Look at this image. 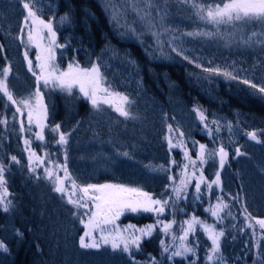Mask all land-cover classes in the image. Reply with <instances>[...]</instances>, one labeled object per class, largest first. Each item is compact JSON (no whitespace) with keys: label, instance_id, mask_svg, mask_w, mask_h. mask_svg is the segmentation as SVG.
Listing matches in <instances>:
<instances>
[{"label":"trees","instance_id":"trees-1","mask_svg":"<svg viewBox=\"0 0 264 264\" xmlns=\"http://www.w3.org/2000/svg\"><path fill=\"white\" fill-rule=\"evenodd\" d=\"M9 1L26 17L24 0H0V45H3L0 70L9 65L14 70L15 57H22L23 78L31 81L27 90L32 85L39 88L47 116L43 121L44 140H40L39 126L21 127L24 117H13L7 98L0 96V108L6 110L2 117L7 121L0 126V164L6 167V199L11 201L8 211L0 208V243L7 248V251L0 249V264H264V233H256L259 225L255 223L256 219H264V198L256 196L257 191L248 185L250 165L264 154V95L241 82L246 79L264 85V49L237 50L240 58L237 79H230L203 71L215 68L201 66L195 59L193 50L198 40L187 33L199 32L196 28L204 21L190 14L180 0H152L151 16L145 20L132 10L133 0H32L37 16L52 22L57 44L66 45L55 48L53 62L58 71H67L69 64L81 68L98 65L105 86L131 101L140 98L151 104L148 114L152 120L148 125L153 126L147 139L141 141L140 136L121 131L120 122L130 124L133 115L124 118L100 106L104 108L97 110L101 122L91 130L87 120L95 108L78 86L69 93L51 83L45 86L33 74L27 75L22 44L19 43L21 54H14L3 31L7 29L4 21ZM113 6L122 13L119 23L113 19ZM148 21L154 25L151 30ZM129 26L135 33L129 31ZM41 32L45 38L39 42L47 47V30ZM183 34L194 41L172 40V35ZM253 37L249 35L250 39ZM170 51L178 57L167 54ZM36 53L40 54L41 49L34 46L28 56L32 58L33 70L39 74L38 62L34 60ZM12 72L8 83L13 89ZM197 109L207 117L203 122ZM106 116L114 119L113 125L106 122ZM57 125L59 131H52ZM60 132L65 134L67 144L58 142ZM251 132L257 134L260 142L250 139ZM119 139L126 144H115ZM169 139L179 146L172 147ZM25 140L30 143L25 144ZM200 145L206 148L204 163L199 158ZM221 147L228 153L223 168ZM32 150L36 156H31ZM113 150L118 156L108 158ZM98 151L108 159L90 162L87 156ZM213 152L216 155H208ZM44 154L49 156V161L41 165L34 157L41 159ZM13 156L19 163L12 161ZM65 163L79 187L124 185L138 188L162 203L167 201L163 213L125 209L115 225L105 226L103 235L108 236L109 232L123 235V229L128 226H134L133 233L140 235L136 229L151 225V233L141 237L139 248L130 244V253L122 250L123 245L113 249L110 242L101 240L99 230L94 234L99 248L80 247L79 240L86 231L84 222L88 220L85 213L89 209L94 211L92 202L85 197L82 202L89 208H75L65 195L54 191L53 182L45 174L51 170L63 177ZM217 174L220 188L212 185L209 188ZM181 180L186 186L181 185ZM197 183H200L199 192L195 188ZM79 187L75 191L81 197ZM178 187L183 188L179 198L174 191ZM216 203L227 205L219 217L212 215L215 228L224 233L220 238L222 259L210 262L207 259L210 244L202 225L195 226L187 239L182 241L180 237L192 217L203 221L207 218L206 207ZM168 224L171 227L166 232L164 226ZM181 244L193 247L194 253L172 257L171 252Z\"/></svg>","mask_w":264,"mask_h":264},{"label":"snow or ice","instance_id":"snow-or-ice-1","mask_svg":"<svg viewBox=\"0 0 264 264\" xmlns=\"http://www.w3.org/2000/svg\"><path fill=\"white\" fill-rule=\"evenodd\" d=\"M182 3L189 5L194 9L195 15L206 24L220 26L222 24H235V23H248V22H258L264 23V0H219L218 3H203L201 0H181ZM140 4H143V7H140ZM154 7L152 0H133L132 10L137 13L140 19L145 20L149 16H151V9ZM23 8L27 10V15L24 18V26L28 28L27 32V40L29 44H34L35 47L41 49V53L37 55L36 59L40 61L37 67L40 69L39 74L33 70V64L31 59L28 58V52L25 51L24 55L27 59L28 69L32 72L34 76H36L37 81L43 80L45 86L50 83L55 87H59L61 89L67 90L71 93L73 87L78 86L80 93L83 94L88 100L91 101V104L97 110L100 109L101 104H107L110 107H113L116 112H118L121 116L128 118L131 113L128 110V105L132 103L128 96L123 95L119 92L112 91L110 86H105V78L103 77L100 67L98 65H93L90 68H81L78 64L68 65L67 71H58V67L53 63L55 60V48L57 47H65L66 45L57 44L56 42V32L53 30V24L51 21L45 22L39 16H37V12L32 7V0H24ZM113 19L116 20L117 23L120 22V17L122 13L118 11L115 6L112 7ZM29 19L31 20V25H29ZM64 20L67 17L63 18ZM149 30L154 27L151 24V21H148ZM32 26H36V35H33ZM40 30H47V38H48V46L42 47L40 40H43L45 37L40 34ZM23 32L24 29L22 28ZM129 31L135 33V29L129 26ZM155 34V33H154ZM190 36H198V35H211V33H200V32H192L187 33ZM3 48V45H0V49ZM176 51V49H173ZM180 54V53H178ZM185 59H188L185 57ZM191 62V61H190ZM197 67H201L197 65ZM205 72H214L217 74H223L224 76L230 79H237V77L233 76L229 72L220 73L219 69H210L204 68ZM11 73V66H7L0 70V96L6 97L7 101L11 102L14 105H18L16 108L17 112H20L23 116V112L19 105H23L25 108H29L28 112V123L31 124L33 118L35 117L37 125L40 128V132L37 134V138L40 140H44L43 130L45 124L43 120L46 119L47 109L43 105V96L39 92V88L34 94L35 98V106L32 104L33 97L28 98H20L17 99L13 95V91L8 83V76ZM242 83L248 85L252 89L256 90V92L264 95V85H257L250 80H243ZM102 94V95H101ZM197 112L200 116L201 121L207 119L202 111L197 109ZM0 123H7L6 120L0 121ZM212 123H216V121H212ZM21 127H23V121H21ZM207 127V125H205ZM231 126H229L230 128ZM217 130H219L217 128ZM52 131H59V125L52 129ZM172 131L171 126H169V132ZM211 131V130H209ZM182 136L183 133H180ZM248 136L252 140H257V134L255 132L248 133ZM59 143L67 144V138L64 133H59ZM257 142H260L257 140ZM30 141L25 140V144H29ZM169 144L172 147H177L179 145L172 144L171 139H169ZM237 155H240L239 149L236 150ZM127 155V153H124ZM208 155H216L215 152L209 153ZM228 153L225 152L224 148L221 147L219 149L220 156V167L223 168L225 159ZM32 156H36L33 152ZM206 156V148L205 145H200L199 158L201 163L205 161ZM187 157V154H186ZM190 159V157H188ZM12 161L15 163H19L15 156L11 157ZM31 159V157H30ZM37 160H40V157H36ZM66 159V157H65ZM43 163V161H40ZM195 164V161H192ZM187 167V166H185ZM6 167L3 164H0V208L3 211H8L11 205V201L7 200L8 190L6 187L5 173ZM35 171V169H33ZM62 171L64 172V176L61 177L57 173L46 170V178L53 182L54 191L60 193L61 195H67V202L72 204L75 208H89L87 203L82 202L86 197L87 200L92 202V206L94 211L89 209L87 222H84V226L87 229L83 236H81L79 240V244L81 248L89 249V248H99L100 244L97 242L95 238V233L97 230L101 232V240L104 243H111L113 249L121 248L124 252L130 253L129 245H135L136 248H139V243L141 237L144 235H149L152 231V226H148L146 229H136V232H139L140 235H136L133 233L132 235L125 237L122 234H113L109 232L108 236H104L103 232L105 231L106 225H115V221L119 219V217L123 214L124 210H130L132 212H137L140 210L146 212H159L163 213L164 204L159 199H152V197L142 190L138 188L126 187L124 185L117 184H102V185H87L84 187H79L74 180L71 179L70 174L67 170V164L65 163L62 166ZM65 180L71 181L72 191L69 193L68 188L65 186ZM200 182H204V177H200ZM220 182L219 174L216 176V180L213 183L217 185ZM181 185H185V181L181 180ZM186 186V185H185ZM79 187V191L83 193V196L78 197L77 199H73V196L76 195V189ZM211 188V184L208 185ZM196 191H200V183H197ZM177 197H180L181 192L183 191L182 187H178L174 189ZM227 207L226 204L218 203L215 206L214 210H211V214L213 216L219 217L220 211ZM247 209H245V212ZM83 222V221H82ZM188 228L184 231V235L180 237L183 241L187 239L189 233H194L196 225H202L204 232L207 233L208 239L211 241V254L207 257L208 261H218L221 260L222 257L219 255L220 253V238L223 237L224 233L222 231H216L215 228L211 225L203 224L202 221L197 219L195 216L187 222ZM255 223L259 225L262 232H264V219H256ZM134 226H129V228H133ZM171 225H165L164 230L167 232L168 228ZM249 227L252 228L253 225L249 224ZM111 238V239H110ZM175 239V238H174ZM90 241V242H89ZM259 247V245H258ZM0 249L7 251V248L3 243H0ZM165 251H168L165 248ZM186 253H194L193 247H188L185 244H181L179 248L171 252L172 257L177 256H185Z\"/></svg>","mask_w":264,"mask_h":264},{"label":"rangeland","instance_id":"rangeland-1","mask_svg":"<svg viewBox=\"0 0 264 264\" xmlns=\"http://www.w3.org/2000/svg\"><path fill=\"white\" fill-rule=\"evenodd\" d=\"M180 3L184 5V7L187 8V11L188 10L190 11V14H192L193 16H196L194 9L192 7H190L187 4L182 3L181 0H180ZM32 6L33 8L35 7L33 3H32ZM23 10H24L23 13H25V16H26L27 10L24 8ZM23 22H24V15L23 16L21 15L20 10L18 9V7L15 5L14 2L9 1V8H7L6 18L4 21L5 27H7V29H3V31L5 34V39H6L8 48L14 54H18V55L21 54L19 43L22 44L23 49L27 51L28 54L32 53V49L34 50V44L28 43L27 32L29 29L25 28ZM0 24H1V17H0ZM29 25H31L30 19H29ZM22 28L24 29L23 32L21 31ZM32 28H33V34H34L36 26H32ZM196 29L202 32H205V33H211V35H206L205 37L201 35L192 36V38L198 40L197 42H195V46L193 50V53L196 56L195 59L201 64V66H207V67L219 69L220 73L229 72L233 76L237 77V68H238V63L240 60V58H237V50L242 51V52H247L249 50L252 52H256L257 50L261 51L262 49H264V23L248 22V23L222 24L217 27L214 25L206 24L204 22L202 26H199ZM192 32L194 31H189L188 33H192ZM42 33L43 32H41V35ZM249 35L254 36L253 39H250ZM180 38H184L189 41H194L192 38L188 37L186 34H183V36L172 35L173 41H176L177 39H180ZM157 44L162 45L160 41H158ZM42 47H46V46H42ZM167 54H171L175 56L176 58L178 57V55L173 51L167 52ZM37 55H39V53H36L34 60L37 61L39 64L40 61L36 59ZM21 58L22 57L20 56L15 57L16 66H14V70L11 68V72L13 70L11 78H10L12 79V87H13V89L12 88L11 89L13 91L14 97H16L17 99L33 97L32 104L33 106H35L34 94L36 93L38 88H33L34 86L32 85L31 89L27 90L29 88V84H31V81L29 83L25 80V78H23V73L21 70V65L23 64V58L22 59ZM27 59L32 60V58L29 56ZM27 59L24 57V64L26 65L27 75L31 77L32 72L29 71L28 69ZM39 72H40V69H39ZM39 92L42 94L40 90ZM145 100L140 99V98H136L135 100L133 99L132 103L127 106L128 110L131 111L130 117L133 115L131 123L124 124V122H120V126H123V130L121 131L124 132V134L135 135V137L136 135L140 136L141 141H145L147 139V134L149 133V130L153 126V124L148 125L149 121L152 120V117L149 116L148 114V111L152 109L151 104H149ZM88 101L91 103L90 100ZM4 103H3V106H4ZM6 103L10 104V107L12 108L13 117L15 118L24 117L23 118L24 125H26L27 127L37 125L35 117L33 118V121L31 124L28 123V112L30 110L29 108H25L23 107V105H19V107L21 108V111L23 112V116H22L20 112L16 111V108L18 105H14L9 101H6ZM43 105H44V101H43ZM100 106L107 107L108 110H110L111 112H114V114L116 115L119 114L118 112L114 110L113 107H110L107 104H101ZM103 109L104 108H100L99 110H103ZM5 111L6 110H2V108H0V121H4L2 116L5 114ZM153 112L155 115L156 111L154 108H153ZM104 119L106 120L108 124L113 125L114 119H112L109 116H106ZM100 122L101 121L99 120V117L97 115V109L95 108L93 114H91L87 120V125L91 127L90 128L91 130H94L99 125ZM1 125H5V123H0V126ZM114 143L118 144L119 146H124L126 144V142L122 139L121 140L119 139L115 141ZM33 152H34L33 150L29 152L31 156ZM98 152H99L98 154H90L87 156L90 159V162L91 160L100 161V160H105L111 157L118 156V153L116 152V150L111 151L109 153L108 158L107 156L102 154V151H98ZM34 159L36 160L35 157ZM41 160L43 161V163L40 162ZM40 161L39 163L41 165L43 164L46 165L47 162L49 161V156L47 154H44L41 157ZM55 164H53V167L56 166ZM249 175H250L249 176L250 179L248 181L249 187H251L252 189L254 188L257 191L258 194H255L256 196L264 198V154L260 155L259 160L257 162L256 161L252 162V164L250 165V169H249ZM215 180L216 178L213 180V182ZM213 182L211 184L212 186L216 188H220V182L218 185ZM65 186L68 188L69 193H71L72 187H71V183H69L68 180H65ZM64 197L68 199L67 195H65ZM78 197L80 196L76 194L75 196H73V199H77ZM217 204L218 203L213 204V205H208L206 207L207 218L203 219L202 221L203 224L211 225L215 228V223L214 224L212 223L213 220H212L211 210H214ZM132 230H134V227L129 228L128 226L127 228L123 229L124 231L123 235L125 237L132 235L133 234ZM215 230L218 232L220 231V230H217L216 228ZM259 232L260 233L262 232L260 227L259 229L256 230V233H259ZM204 233L207 236V233L206 232ZM208 241H209L210 246L207 249L208 251L207 257L210 255V251H211V241L209 239Z\"/></svg>","mask_w":264,"mask_h":264}]
</instances>
